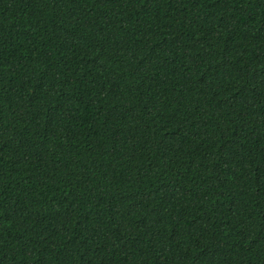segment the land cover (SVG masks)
I'll use <instances>...</instances> for the list:
<instances>
[{
    "label": "trees",
    "instance_id": "obj_1",
    "mask_svg": "<svg viewBox=\"0 0 264 264\" xmlns=\"http://www.w3.org/2000/svg\"><path fill=\"white\" fill-rule=\"evenodd\" d=\"M0 264H264V0H0Z\"/></svg>",
    "mask_w": 264,
    "mask_h": 264
}]
</instances>
